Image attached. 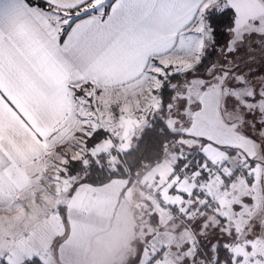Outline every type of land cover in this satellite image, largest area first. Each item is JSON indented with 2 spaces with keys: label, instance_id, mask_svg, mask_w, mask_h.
<instances>
[{
  "label": "crops",
  "instance_id": "crops-1",
  "mask_svg": "<svg viewBox=\"0 0 264 264\" xmlns=\"http://www.w3.org/2000/svg\"><path fill=\"white\" fill-rule=\"evenodd\" d=\"M141 78L95 86L120 88ZM69 83L34 87L19 76H5L0 84V264H23L32 258L33 264H80L85 250L110 229L124 234L111 264H147L153 254L152 264H180L185 256H195L192 264H201L209 244L224 245L228 237L223 232L233 229L228 247L234 256L244 257L239 264H264V190L251 171L255 159H247L251 164L243 171L236 168L225 175L219 170L221 177L213 180L211 191L203 189L202 167L206 176L207 168L226 162L227 151L220 147L169 148L160 162L102 185H93L81 171L70 175L66 171L59 204L45 208L37 196L57 131L70 114ZM130 129L124 126L118 139L110 136L107 148L96 154L128 148L125 141L118 142ZM185 152H199L203 163L194 170L179 167ZM219 181L225 189L218 187ZM202 199L214 200L215 206L204 209ZM192 236L201 241L199 251L190 248Z\"/></svg>",
  "mask_w": 264,
  "mask_h": 264
},
{
  "label": "snow or ice",
  "instance_id": "snow-or-ice-1",
  "mask_svg": "<svg viewBox=\"0 0 264 264\" xmlns=\"http://www.w3.org/2000/svg\"><path fill=\"white\" fill-rule=\"evenodd\" d=\"M237 13L236 0H219L215 5H209L208 0H0V84L5 76H19L34 87L70 81L72 92L91 101L86 90L95 88L96 83L123 85L140 77L162 78L160 69L171 79L179 73H168L174 66L161 64L160 57L191 50L196 41L206 40L224 56L234 55L238 50L232 42ZM225 16L231 28L222 33L219 21ZM261 19L264 17H251L250 23L260 26ZM244 35L264 36V32ZM210 54L204 50V56ZM233 80L244 83L235 76ZM102 90L95 88L96 95ZM234 234V229L223 232L228 237L223 250L229 253L223 264L244 260L229 251ZM213 244L214 264H221V245L210 243V251ZM155 259L153 254L147 264ZM195 260V256H185L180 264Z\"/></svg>",
  "mask_w": 264,
  "mask_h": 264
},
{
  "label": "rangeland",
  "instance_id": "rangeland-1",
  "mask_svg": "<svg viewBox=\"0 0 264 264\" xmlns=\"http://www.w3.org/2000/svg\"><path fill=\"white\" fill-rule=\"evenodd\" d=\"M218 3L219 0H208L209 5ZM236 3L237 25L233 29L236 34L232 36V42L238 50L234 55L224 56L209 47L206 40L200 41L201 44L196 41L191 50L182 53L174 51L168 58L160 59L161 64L174 66L167 69L168 73H179L172 76L174 78L169 79L164 75L165 70L160 69L162 78L142 77L120 88H102L99 95L95 93V88H98L95 86L86 90L92 97L91 101L70 91V114L57 131V143L47 159L45 171L41 176V191L38 193L44 198L46 188L43 183H50L49 175L57 172L59 162L61 170L58 179V203L45 205L37 199L45 208H56L59 204L63 174L66 176V171L70 172L69 175L79 173L76 160L85 165L88 157L96 156L98 150L107 148L110 136L118 139L117 135H121L126 125L131 129L118 143L131 140L132 134L140 128L145 118L159 112L161 96L166 91L169 103L164 120L171 129L182 134L169 148L189 151L193 148L204 150L220 147L227 151L226 162L231 164L230 166L225 164L226 162L216 163L215 166L207 168L206 176L205 167H202L203 189L210 192L215 179H220L221 172L227 175L236 168L246 170L249 163L255 159L251 171L264 190V124L260 123L264 121V72L260 71L264 68V36L244 35L246 32H264V19H261L260 26L250 23L251 17H264V0H236ZM227 28H231V25ZM205 35L208 36L207 33ZM223 40L224 35L221 41ZM205 49L211 54L204 56ZM202 59H209L204 66ZM234 76L236 80H242L244 83H236ZM185 97L187 102L183 99ZM169 108L171 111H168ZM132 118H136V121L129 123ZM97 130L105 131L108 137L95 146L86 147L87 139ZM247 171L242 173L243 177L247 175ZM234 180V184H230L232 188L236 187L238 181L237 178ZM251 182L253 180H250ZM219 183L218 187L225 189V184L221 181ZM208 202L202 199L200 204L208 210ZM244 207L247 209L246 204ZM258 257L261 259L262 255L258 254ZM251 258L255 263V257Z\"/></svg>",
  "mask_w": 264,
  "mask_h": 264
},
{
  "label": "trees",
  "instance_id": "trees-1",
  "mask_svg": "<svg viewBox=\"0 0 264 264\" xmlns=\"http://www.w3.org/2000/svg\"><path fill=\"white\" fill-rule=\"evenodd\" d=\"M229 25V18L227 16L222 17L219 21L222 33L223 29L227 28ZM222 38L223 34L220 36V39ZM208 60L209 59L203 61V66L208 63L206 62ZM167 89L170 90V88ZM167 95L168 92L166 91L165 94L161 96L160 108L158 109L159 112L155 113V115H148L140 128L132 134L131 140L128 142L125 141L128 144V148L124 150L121 149L120 151L112 148L109 154L99 153L96 154V156L86 157L87 161L85 165L80 160H76L79 165V171L86 174L90 183L93 185H102L113 178H124L147 165L156 164L165 158L169 147H171L182 135L179 131L171 129L164 120L166 108L169 103ZM107 137L108 135L105 131L97 130L87 139L86 147L90 148L95 146ZM201 163H203V156L199 152H185L178 161V166H185V170H194L197 169ZM211 170L214 171V168ZM219 243L221 245L219 255L221 263H223V261L228 258L229 253L225 252L223 250V244L221 242ZM215 255V248L211 251L207 250L203 259ZM34 261V258H32L25 261L23 264H33Z\"/></svg>",
  "mask_w": 264,
  "mask_h": 264
},
{
  "label": "clouds",
  "instance_id": "clouds-1",
  "mask_svg": "<svg viewBox=\"0 0 264 264\" xmlns=\"http://www.w3.org/2000/svg\"><path fill=\"white\" fill-rule=\"evenodd\" d=\"M123 230H107L82 254L80 264H111L112 256L123 244Z\"/></svg>",
  "mask_w": 264,
  "mask_h": 264
},
{
  "label": "built area",
  "instance_id": "built-area-1",
  "mask_svg": "<svg viewBox=\"0 0 264 264\" xmlns=\"http://www.w3.org/2000/svg\"><path fill=\"white\" fill-rule=\"evenodd\" d=\"M57 172L52 173L49 175V180L50 183L44 182L43 186L46 188V192L44 191V198H42V195H38L37 199L39 201H43V203L45 205L49 204H57L58 203V194H59V190H58V179H59V171L61 170L60 164L59 162H57ZM209 201L207 204L208 207L213 208L215 206V202L214 200H207ZM190 248L193 251H197L200 250L201 248V241L199 240V238L197 237H192L191 241H190ZM208 261V264H214V260H215V256H210V257H206L204 258L203 262L201 264H205V261ZM223 264V263H221Z\"/></svg>",
  "mask_w": 264,
  "mask_h": 264
}]
</instances>
